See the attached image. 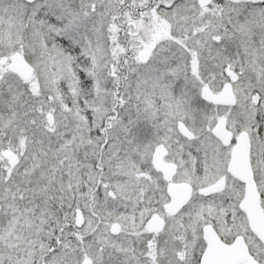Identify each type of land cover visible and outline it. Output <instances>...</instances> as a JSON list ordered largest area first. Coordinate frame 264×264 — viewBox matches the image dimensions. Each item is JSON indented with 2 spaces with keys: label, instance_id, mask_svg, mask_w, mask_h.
Instances as JSON below:
<instances>
[{
  "label": "snow or ice",
  "instance_id": "6c2138e0",
  "mask_svg": "<svg viewBox=\"0 0 264 264\" xmlns=\"http://www.w3.org/2000/svg\"><path fill=\"white\" fill-rule=\"evenodd\" d=\"M0 264H264V0H0Z\"/></svg>",
  "mask_w": 264,
  "mask_h": 264
}]
</instances>
